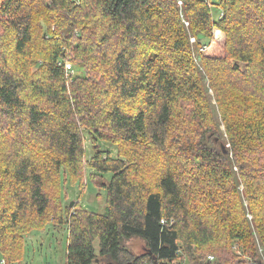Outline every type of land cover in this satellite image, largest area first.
Returning a JSON list of instances; mask_svg holds the SVG:
<instances>
[{"label":"trees","instance_id":"trees-1","mask_svg":"<svg viewBox=\"0 0 264 264\" xmlns=\"http://www.w3.org/2000/svg\"><path fill=\"white\" fill-rule=\"evenodd\" d=\"M262 178L264 0H0V264L48 222L65 264H264Z\"/></svg>","mask_w":264,"mask_h":264},{"label":"rangeland","instance_id":"rangeland-1","mask_svg":"<svg viewBox=\"0 0 264 264\" xmlns=\"http://www.w3.org/2000/svg\"><path fill=\"white\" fill-rule=\"evenodd\" d=\"M213 11L216 17L222 13L217 12V9L213 7ZM206 43V42H204ZM225 44L224 35L218 31H214V38L208 43L203 44L199 51L204 52L206 55H216L223 52V46ZM208 93L211 96V102L214 104L213 89L208 87ZM222 133L225 134L223 125L220 124ZM174 133H172L173 135ZM87 145V157L93 154L92 144L89 140L86 141ZM101 147L105 150H110L115 154L118 153V147H110L109 145L102 143ZM90 169L86 167V173ZM262 182L264 179L262 178ZM61 186V199L63 205H74L75 201L79 202L84 208L102 212L105 205L106 195L104 189H99L92 184L89 177L86 178L84 188L81 189L78 184H71L70 182H64V176L62 177ZM239 188L242 192L243 184L240 182ZM72 207V206H71ZM251 218V216H248ZM68 243V227L65 223L54 225L53 223H47L39 229L31 230L25 236V244L23 248L22 260L19 264H65V253ZM126 245L134 252L141 250V241L138 239H131L126 241ZM238 252H240L238 250ZM1 257V254H0Z\"/></svg>","mask_w":264,"mask_h":264},{"label":"built area","instance_id":"built-area-1","mask_svg":"<svg viewBox=\"0 0 264 264\" xmlns=\"http://www.w3.org/2000/svg\"><path fill=\"white\" fill-rule=\"evenodd\" d=\"M67 67H69V66H67ZM1 262H3V260H1Z\"/></svg>","mask_w":264,"mask_h":264},{"label":"water","instance_id":"water-1","mask_svg":"<svg viewBox=\"0 0 264 264\" xmlns=\"http://www.w3.org/2000/svg\"><path fill=\"white\" fill-rule=\"evenodd\" d=\"M222 148H223V146H222ZM71 205H72V203H71Z\"/></svg>","mask_w":264,"mask_h":264}]
</instances>
